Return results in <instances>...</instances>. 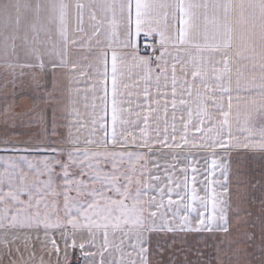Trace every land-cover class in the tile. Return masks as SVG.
Segmentation results:
<instances>
[{
	"label": "snow or ice",
	"instance_id": "obj_1",
	"mask_svg": "<svg viewBox=\"0 0 264 264\" xmlns=\"http://www.w3.org/2000/svg\"><path fill=\"white\" fill-rule=\"evenodd\" d=\"M98 6L104 12L110 7L107 0ZM49 7L48 23L56 30V40L76 43L75 33L82 28L69 34L68 6L63 0H49ZM75 7L82 10L83 5ZM127 9L128 40L134 51L118 52L117 34H112L101 54L102 95L94 92L89 100L85 93L83 110L78 100L64 104L56 94L55 73L65 60L51 39L47 63L35 47L31 62L17 60L3 72L0 82L19 88L32 103L19 112L5 106L0 153L27 154L25 162L43 169L38 172L43 178L27 191L10 195L17 208L0 214V258L7 255L15 264L12 252L20 253L16 242L39 240L42 234L51 253L67 259L70 249L86 247L77 242V236L86 233L92 238L87 247H96L99 234L106 247L112 246L109 234L130 241L135 254L126 262L121 254L120 264H160L150 258V246L159 247L162 233L228 231L231 162L242 159L240 152H258L264 159V131L252 130L238 112L234 115L241 93H256L264 100V82L256 85L254 79L237 75L234 83L231 59L236 42L244 51L255 52L258 44L264 48V0H129ZM90 20L93 27L110 23L107 16L98 19L94 13ZM40 35L36 33L37 42ZM150 38L144 44L150 54L141 55V41ZM79 44L85 50L91 47L84 37ZM136 69L142 73L143 102L133 111L126 97L136 95L140 101L141 94H121L120 89ZM161 80L171 89V117L167 102L155 100L153 106L149 86L155 83L159 96ZM258 108L264 110V103ZM177 111L185 115L178 119ZM154 114H161L163 122L154 120ZM9 129L27 130L29 140L12 145ZM156 142L167 152L146 170L135 167L145 159L144 152L120 150H151ZM33 155L41 158L35 166L28 160ZM245 260L264 264V245Z\"/></svg>",
	"mask_w": 264,
	"mask_h": 264
},
{
	"label": "crops",
	"instance_id": "obj_2",
	"mask_svg": "<svg viewBox=\"0 0 264 264\" xmlns=\"http://www.w3.org/2000/svg\"><path fill=\"white\" fill-rule=\"evenodd\" d=\"M63 2L68 6L67 28L69 34L71 35L78 26L82 28L81 32L75 33L77 42L72 43L70 40L66 45L56 40V30L48 23L51 14L49 0H0V80L3 79L2 74L10 64L17 60L31 62V51L35 47H39L40 52L44 55L45 63H47L49 48L46 45L51 39L56 42L57 48L62 50L65 60V64L55 73L59 88L56 94L62 98L61 102L64 104L70 100H78L81 103V110H83L85 93L89 100H91L94 92L97 96L102 95L103 59L101 54L107 51L105 44L112 34H117L115 48L118 52L131 53L134 51V47L129 45L128 40L130 29L127 4L129 0H107L110 7L106 12L98 6L103 0H63ZM77 3L83 5L82 10H77L75 7ZM93 13L98 19L107 16L110 23L93 27V22L90 20V14ZM105 28L110 29V31H106ZM45 29L49 31L50 36L43 35L42 30ZM37 32H41L39 42L36 39ZM81 37L91 41V47L87 50L80 47L79 39ZM148 54H150L149 51L141 49V55ZM152 55L157 54L152 53ZM51 59L55 60L56 56H51ZM231 59L234 83L237 75H241L250 81L254 79L256 85L264 82L261 80V77L264 76V71L261 69V65L264 64V48L260 47L259 44L256 51L251 52L244 51L238 42L234 43ZM153 64H155L154 60ZM133 71H136V75L129 76L126 87H121L120 91L121 94L125 91L141 94L140 101H137L136 95L126 97L131 102L133 111H135L136 103L143 102L142 90L144 85L143 81L139 80L141 71L138 69ZM93 83L95 84L94 91ZM149 87L154 95L153 106L155 100H159L161 104L167 102L169 105L168 115L171 117L172 95L170 87L165 88L164 82L161 80V94L159 96H155L157 91L155 83ZM31 103L32 100L28 94H21L19 88L5 87L4 83L0 82V131H2L3 123L8 115L4 113L6 105L11 110L19 112L22 108L30 106ZM261 103H264V100L259 94L241 93V102L234 105V115L238 112L239 118L249 122L252 130L264 131V110L258 108ZM161 111L163 114V110ZM175 115L179 119L181 115L185 114L177 111ZM153 119L163 122L161 114H154ZM8 132V140L11 141L12 145L29 140L27 130L21 129L20 133H13L9 129ZM120 150H139L146 154L145 159L136 162L137 171L141 168L146 170L148 167H152L154 160L163 159L160 153L167 152V149L163 148L160 142L154 143L151 150L146 148ZM26 155L15 152L0 153V214L14 211L17 208L15 201L9 198L11 194H15L21 189L27 191L28 188L43 178L38 175V172L43 171V169L30 168L24 160ZM236 155L233 153V156ZM239 156L242 159L231 162L228 231L162 233L159 247L150 246V251L153 253L150 258L153 261L157 260L160 264H218L219 262L239 264L242 245L245 249L249 248L250 254L259 252L261 246L264 245V159L258 152H240ZM40 159L35 155L28 156V160L33 166ZM124 167L126 168L127 165L125 164ZM73 171L75 172L77 169H73ZM153 174H156L155 169ZM160 176L163 180V171H160ZM149 195H155V193H149ZM173 198L175 199V196ZM24 199L27 200L28 198L24 197ZM246 234L247 238H245ZM40 236L43 237L42 234ZM41 238L40 240H43ZM91 239L86 233L77 236V242H83L86 245V256L92 257L88 260L83 259L84 264H99L101 253L103 264H120L121 254L126 262L133 258L136 251L132 248L130 241L121 242L122 237L120 235L113 237L109 234L107 239L112 245L110 247L105 246L102 234L96 236L95 248L87 247L91 243ZM57 241L59 242V237H57ZM240 241L245 242L241 243ZM61 249H63V245H61ZM0 252L3 250L0 249ZM71 254L72 250L70 249L67 259L63 255L57 256L62 264H66ZM250 254L248 253V255ZM6 258L7 255L0 260V263H4ZM9 261L7 260L6 264H9ZM243 261L245 262L244 258ZM15 262L32 264L33 260L28 257L27 260H15Z\"/></svg>",
	"mask_w": 264,
	"mask_h": 264
},
{
	"label": "rangeland",
	"instance_id": "obj_3",
	"mask_svg": "<svg viewBox=\"0 0 264 264\" xmlns=\"http://www.w3.org/2000/svg\"><path fill=\"white\" fill-rule=\"evenodd\" d=\"M245 238H247V234ZM41 239H43V237ZM240 242L244 243L245 241H240ZM246 244H247V241H246ZM15 246L20 248L19 254H17L15 251L12 252L13 259L16 261L27 260L29 257L31 258V260H33L32 264H41V258H43V264H62L60 258L54 252L51 253L50 245L47 248L43 240L35 239V237L27 241L26 243L23 240H18ZM0 249L3 250L2 248ZM86 249L87 248H84L83 251H81L79 248L72 250V254L70 258L68 259L67 263L66 262L65 263L66 264H84L82 257L87 255ZM241 249H242V252L239 258L241 262L239 261L240 262L239 264H249V262L246 260L245 262L244 261L242 262L243 258L245 259L246 257L245 255H248V253L250 254L249 248L245 249V247H243L242 245L240 250ZM5 256L6 255H4L3 258ZM256 258H259V257L257 256ZM0 260H2V258ZM7 260L9 261L8 257L5 259L4 263H0V264H6ZM9 264H13V262L9 261ZM15 264H22V263L15 262ZM218 264H230V263L219 262Z\"/></svg>",
	"mask_w": 264,
	"mask_h": 264
},
{
	"label": "built area",
	"instance_id": "obj_4",
	"mask_svg": "<svg viewBox=\"0 0 264 264\" xmlns=\"http://www.w3.org/2000/svg\"><path fill=\"white\" fill-rule=\"evenodd\" d=\"M150 42H151V38H150L149 41H141L140 48H141L142 50H144V51H147V50H145V48H144V44H145V43H150Z\"/></svg>",
	"mask_w": 264,
	"mask_h": 264
}]
</instances>
